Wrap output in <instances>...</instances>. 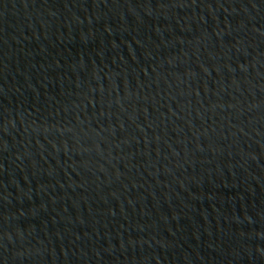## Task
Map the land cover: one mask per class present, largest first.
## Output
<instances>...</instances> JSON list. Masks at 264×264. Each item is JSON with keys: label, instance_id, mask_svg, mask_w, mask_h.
<instances>
[{"label": "water", "instance_id": "obj_1", "mask_svg": "<svg viewBox=\"0 0 264 264\" xmlns=\"http://www.w3.org/2000/svg\"><path fill=\"white\" fill-rule=\"evenodd\" d=\"M0 264H264V0H0Z\"/></svg>", "mask_w": 264, "mask_h": 264}]
</instances>
